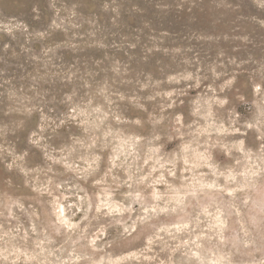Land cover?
Instances as JSON below:
<instances>
[{"label": "clouds", "instance_id": "9594fccd", "mask_svg": "<svg viewBox=\"0 0 264 264\" xmlns=\"http://www.w3.org/2000/svg\"><path fill=\"white\" fill-rule=\"evenodd\" d=\"M0 264H264V0H0Z\"/></svg>", "mask_w": 264, "mask_h": 264}]
</instances>
